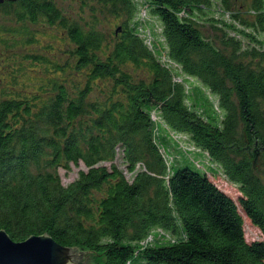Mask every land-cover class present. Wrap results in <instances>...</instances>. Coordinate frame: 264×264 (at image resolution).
<instances>
[{
    "label": "trees",
    "instance_id": "trees-1",
    "mask_svg": "<svg viewBox=\"0 0 264 264\" xmlns=\"http://www.w3.org/2000/svg\"><path fill=\"white\" fill-rule=\"evenodd\" d=\"M76 2V14L56 0L0 3L14 21L0 30L33 41L43 22L68 44L60 58L21 54L44 74L0 90V229L16 241L48 233L85 252L80 264H264V240L246 234V219L264 231V0H222L231 21L211 19L221 35L195 17L212 0H148L165 56L218 96L222 118L199 113L205 97L188 105L185 82L132 22L137 0ZM170 129L222 167L238 200L204 161L169 162ZM81 163L64 184L59 168Z\"/></svg>",
    "mask_w": 264,
    "mask_h": 264
},
{
    "label": "rangeland",
    "instance_id": "rangeland-1",
    "mask_svg": "<svg viewBox=\"0 0 264 264\" xmlns=\"http://www.w3.org/2000/svg\"><path fill=\"white\" fill-rule=\"evenodd\" d=\"M57 3L66 10L67 13L76 14L78 11V4L76 0H56ZM139 2V11L134 15L132 22L138 23L141 35L146 38L148 44L153 48H162L164 51L162 57L165 61L169 62L173 69L175 70V78L185 82L188 94L191 96L187 98V103L189 106H193V97H205L207 99L204 106L197 107V110L206 118H211V116H217L222 118L224 110L219 106V98L216 94L212 93L211 90L200 82L196 77L187 75L181 72L180 67L172 60H170L166 53V41L163 35V25L160 18L154 14L149 6L148 0H137ZM196 19L200 22L201 27L208 35L222 34L223 31L216 29L212 24V18L225 19L231 21L230 13L225 12L222 8V0H212L209 7L204 8L203 11H196ZM5 25L14 24L12 18L4 15L0 12V27ZM221 24V23H217ZM109 25H105L108 27ZM239 29H244L243 26L238 24ZM30 29L34 32L35 38L33 41L24 42V38H19L16 33H6L7 31L0 30V36L7 38V43H4L0 38V90L2 89H12L16 88H32L35 85L33 82L40 76L44 74L42 67L32 64V62L21 59V54L27 51H38L44 52L52 58H60L64 56V49L68 46L64 42L61 36V29L58 27L50 26L43 22H37L30 25ZM246 31H252L251 28H245ZM231 35H236L240 38L244 45H253L249 43L250 40L244 34L235 30H229ZM259 39L264 40V31L258 32ZM12 40L15 43H12ZM160 44V46H159ZM162 58V59H163ZM193 96V97H192ZM202 100V99H201ZM207 108V109H206ZM215 112L217 114H215ZM153 117L156 121H160L158 112L153 113ZM218 120V119H217ZM163 128H166V124L162 123ZM160 129H157L156 134L160 135ZM169 133V150L168 158L170 163L181 162L185 157H190L197 164L202 166L201 160L206 163V166H212L216 168V175L211 178L226 192H228L236 200L239 199L240 190L239 185L231 180H229L222 167L215 161H212L210 157L204 154H198L195 146L190 142L189 135L186 133H176L171 130L166 131L164 134ZM168 135V134H167ZM166 136V135H165ZM164 151V149L162 148ZM118 163L121 164V159L118 158ZM81 169H86V166L81 163L80 165L72 164L71 169L67 170L64 167L59 168V173L61 175L64 184H69L75 180ZM126 175L131 177L132 174L126 171ZM260 175L264 181V166L260 170ZM246 234L247 238L251 240L263 239L264 231L254 226L249 219H246ZM151 241H146L150 243Z\"/></svg>",
    "mask_w": 264,
    "mask_h": 264
},
{
    "label": "water",
    "instance_id": "water-1",
    "mask_svg": "<svg viewBox=\"0 0 264 264\" xmlns=\"http://www.w3.org/2000/svg\"><path fill=\"white\" fill-rule=\"evenodd\" d=\"M5 1L16 0H0ZM85 252L65 246L50 234H33L16 241L5 229H0V264H80Z\"/></svg>",
    "mask_w": 264,
    "mask_h": 264
}]
</instances>
